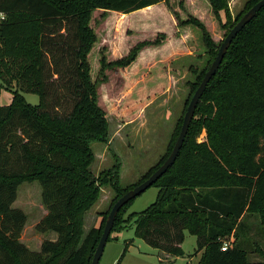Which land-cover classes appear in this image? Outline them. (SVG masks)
Wrapping results in <instances>:
<instances>
[{
    "label": "trees",
    "instance_id": "trees-1",
    "mask_svg": "<svg viewBox=\"0 0 264 264\" xmlns=\"http://www.w3.org/2000/svg\"><path fill=\"white\" fill-rule=\"evenodd\" d=\"M162 1L178 29H199L201 47L210 56L192 84L195 92L238 22L226 30L228 0H181L177 9L169 0H0V12L6 14L0 22L3 71L21 83V91L40 96L33 105L17 91L10 104L0 102V264H91L111 210L84 233L98 183L110 182L119 197L132 188L120 184L118 158L104 177L91 170V144L109 140L108 114L98 104L97 86L107 69L129 66L143 47L165 38L138 33L128 54L110 60L91 25L92 15L95 10L130 13ZM258 1L252 0L247 11ZM28 180L40 182L48 210L36 230L57 234L40 250L21 241L27 214L13 206L19 186ZM152 186L158 188L155 201L130 216L136 237L178 257L185 254L182 243L189 232L197 237L200 264H264L248 260L240 228L248 213L259 214L264 224V7L232 41L175 162ZM132 201L119 211L108 240L123 230L119 222ZM232 236L235 240L222 250ZM132 242L125 241L116 264H122Z\"/></svg>",
    "mask_w": 264,
    "mask_h": 264
},
{
    "label": "rangeland",
    "instance_id": "rangeland-1",
    "mask_svg": "<svg viewBox=\"0 0 264 264\" xmlns=\"http://www.w3.org/2000/svg\"><path fill=\"white\" fill-rule=\"evenodd\" d=\"M169 1L172 9L181 5V0ZM251 2L252 0H228L230 25L227 26V31L247 11ZM201 8L204 10L205 6L202 5ZM110 11L112 10H95L91 20V25L98 33L99 43L108 48L110 60L125 56L128 43L132 44L131 47L136 44V40L131 41L132 36L140 34H135L131 25L145 23L144 26L147 27L142 29L147 30L148 39H155L159 34L165 35L160 44L143 47L133 65H116L107 69L105 80H100L97 86L98 104L108 114L109 140L91 144L94 155L91 170L96 176L104 177L118 158L121 163L120 184L129 189L150 175L170 153L194 92L192 84L210 56L201 47L199 29L191 26L197 34L187 27L178 29L164 1L146 13H137L131 17H125L123 12ZM205 14L203 18L212 28L210 16ZM133 19L139 21L133 22ZM220 33L223 34L224 31L221 30ZM140 39L142 40L138 37L137 40ZM3 70L0 63L1 104H10L13 92L17 91L29 103L39 104L38 94L21 91V83L12 79L11 75H5ZM205 137L206 132L203 131L198 140ZM98 184V197L85 213V234L102 218L101 214L106 215L119 197L110 182ZM157 193L158 188L151 186L130 203L122 214L123 222H119L123 230L117 239L107 241L100 264H116L125 241L132 238L133 242L129 245L122 264H200L202 252H196L197 237L189 232H186L182 243L185 254L178 257H166L145 240L135 236V223L130 219L132 212H141L147 208L155 201ZM13 206L27 214L21 241L28 244L30 249L40 250L45 239H52V234L57 235L49 232L47 237H42L35 228L46 212L42 202V186L38 180L24 181L19 186ZM242 221L240 228L247 242L248 260L264 263V224L261 216L248 213L242 217ZM233 240L234 236L227 244ZM160 256L164 259L163 262Z\"/></svg>",
    "mask_w": 264,
    "mask_h": 264
},
{
    "label": "water",
    "instance_id": "water-1",
    "mask_svg": "<svg viewBox=\"0 0 264 264\" xmlns=\"http://www.w3.org/2000/svg\"><path fill=\"white\" fill-rule=\"evenodd\" d=\"M264 7V0H259L256 4H254L248 11H246L242 17L238 20V22L234 25V27L228 32V34L223 39L219 51L211 63L210 67L206 71L202 81L200 82L199 86L195 90L192 98L190 99L186 112L183 117V123L181 126V130L179 135L175 141L172 151L170 152L169 156L166 160L144 181L135 185L123 195H121L117 201L113 204L108 217L105 221L104 229L96 250L94 252V256L92 259L91 264H100L102 255L104 253L105 245L108 241V238L112 232L114 222L119 211L122 209L124 205L129 203L130 201L134 200L138 195L144 192L146 189L151 187L175 162L183 144L186 139L190 123L195 115L196 108L199 102L202 99V96L213 78V76L218 71L225 54L227 53L230 45L234 38L238 35V33L257 15V13Z\"/></svg>",
    "mask_w": 264,
    "mask_h": 264
},
{
    "label": "crops",
    "instance_id": "crops-1",
    "mask_svg": "<svg viewBox=\"0 0 264 264\" xmlns=\"http://www.w3.org/2000/svg\"><path fill=\"white\" fill-rule=\"evenodd\" d=\"M160 3H157V4H154V5H152V6H149V7H146V8H142V9H138V10H135V11H132V12H130V13H124L126 16L125 17H131V16H134V15H137V13H146L147 11H150L151 9H153L154 7H156L157 5H159ZM149 9V10H148ZM110 12H119V11H114V10H112V11H110ZM173 18V17H172ZM137 21H139V20H137ZM137 21H135L134 19H133V22H137ZM142 21H145L146 22V20L145 19H143ZM174 21H175V19L173 20V23H174ZM176 22V21H175ZM145 25V23H141L140 22V24H138V23H136V25H131V28H133L134 27V29H135V31H136V33L135 34H138V33H146V29L144 30V29H142V28H146L147 26H144ZM175 25V24H174ZM105 45V44H104ZM131 43H128V46H127V49H126V54L128 53V51L130 50V48H131ZM142 51H144V50H142ZM142 51L140 52V54L142 53ZM125 54V55H126ZM140 54H139V56H140ZM122 56V55H121ZM120 57V56H119ZM138 59V58H137ZM135 63V61L132 63V65ZM131 65V66H132ZM47 212H48V210H47V208H46V212H45V215L47 214ZM44 215V216H45ZM43 216V217H44ZM99 218V217H98ZM26 228V227H25ZM42 237H47V235H49L50 233L48 232V233H39ZM53 235V238H52V240H55L56 238H57V235H55V234H52ZM119 235H120V232H113L112 233V237L113 238H118L119 237ZM28 245V244H27ZM184 250V249H183ZM164 256H166V257H169V256H167V255H165L164 254Z\"/></svg>",
    "mask_w": 264,
    "mask_h": 264
},
{
    "label": "built area",
    "instance_id": "built-area-1",
    "mask_svg": "<svg viewBox=\"0 0 264 264\" xmlns=\"http://www.w3.org/2000/svg\"><path fill=\"white\" fill-rule=\"evenodd\" d=\"M6 18V14L4 12H0V22ZM228 247L227 243H224L222 246V250H225Z\"/></svg>",
    "mask_w": 264,
    "mask_h": 264
}]
</instances>
